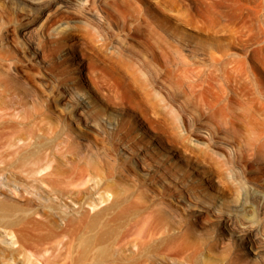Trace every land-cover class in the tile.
<instances>
[{
    "label": "rangeland",
    "instance_id": "obj_1",
    "mask_svg": "<svg viewBox=\"0 0 264 264\" xmlns=\"http://www.w3.org/2000/svg\"><path fill=\"white\" fill-rule=\"evenodd\" d=\"M60 21L68 25L62 33L55 30ZM25 34L38 46L35 53ZM0 60V84L14 93L7 96L47 103L52 125H78L88 135L90 142L75 143V156L86 148L99 166L109 161L112 167L114 153L125 164L121 170L131 159L140 170L138 152L154 169L146 181L151 177L157 185L141 192L143 197L131 174L123 169L127 175L116 176L129 195L107 223L101 239L106 255L98 261L91 255L87 264H112L119 244L154 232L159 214L153 211L162 208L164 197L189 191L200 200L188 208L171 199L168 218L200 230L208 241L205 264H264V250L244 256L242 245L253 247L249 239L230 235L229 220L215 228L211 211L238 207L248 184H261L264 191V0H70L66 6L0 0ZM211 72L214 78L205 79ZM84 83L91 91H81ZM70 95L85 102V110ZM69 172L62 176L68 191L60 205L78 234L105 204L100 195L112 180L79 186L77 174ZM9 190L0 197L20 202ZM243 198L260 213L248 208V216L264 219V200ZM68 218L55 216L62 226ZM259 230L264 233L263 223ZM173 256L166 264H173Z\"/></svg>",
    "mask_w": 264,
    "mask_h": 264
},
{
    "label": "bare ground",
    "instance_id": "obj_2",
    "mask_svg": "<svg viewBox=\"0 0 264 264\" xmlns=\"http://www.w3.org/2000/svg\"><path fill=\"white\" fill-rule=\"evenodd\" d=\"M28 1L34 2V0ZM52 1L60 6H66L70 3V0ZM67 26L66 22L60 21L55 26V30L62 33ZM26 32L29 31L26 30ZM25 35L26 39L31 41L29 46L31 52L35 53L38 46L27 34ZM13 72L16 73L14 70ZM207 74L205 79H208L209 76H212V79L214 78L212 72ZM200 76L202 77V74ZM215 77L217 78V76ZM205 79H202V82ZM212 79L209 81L210 85L214 81ZM206 82L208 83V80L205 81V85H207ZM6 84H0V192H5V188L6 190L9 188L12 193H16L15 195L21 197H19L21 201L17 202L18 199L17 201L12 199L8 201L4 197H0V264H87V259L91 255L97 257V261L101 260L107 253V247L101 245V239L107 231V223L109 220H113L115 210L121 206L129 195V193H125L124 188L119 183H116V176L131 174L133 179L138 180L142 185V188L135 190L136 194L143 197L141 192L144 190L152 192L150 186L157 185V182L152 180L151 177L149 182L146 181V175H151L150 173L154 169L138 152L134 153L139 157L141 171L138 170L136 162L131 159L127 169L123 168L127 173L126 175L125 172L123 173V169H120L122 165L120 158L114 153H112L111 159L113 161L112 167H109V161V163L104 161V164L99 166L96 162L97 157L86 154L88 153L86 148L83 149L86 156L84 154V157L81 155L80 157L78 154L76 157L74 154L78 152H75L77 149L75 143L80 139L90 142L88 135L82 132L78 125L77 127L74 125L66 126L62 130L59 129L62 127H55L56 125L54 126L49 122V117L47 118L48 115H46L48 113H45L44 106L47 103L44 105L43 102V105H39L41 104L39 101V104L34 101L32 104L22 102L23 100L15 102L14 99L17 97H10L11 94H8L10 98L7 96V93L11 91V87L9 88L10 91L7 92L8 87L6 88ZM83 85L84 88L81 91L87 92L90 90L88 83ZM12 91L11 93L14 94ZM72 96L70 95V98L76 102V107L85 110L88 105L80 98ZM46 109L48 108L46 107ZM86 122L96 129L103 130L102 126L96 121L92 122L87 119ZM109 122L114 125L116 121L114 119L113 121L109 120ZM113 128L114 126H112V130ZM123 144L132 156L130 145L128 143ZM68 155L72 156L74 160L69 159ZM63 157L68 159L62 160ZM60 159L66 162L67 171H65V167L62 168L61 165L65 163L61 161L63 164H60ZM118 167L119 169H117ZM64 171H70L69 173L73 174L75 172L77 183L72 178L70 180L79 186L82 183L88 184L90 180L94 187L99 186L100 181L104 183L106 178L112 180V184H107L105 189L103 188L104 192L100 195V201L106 200L105 204L100 209L98 208L99 210L95 211L96 213H93L92 217L90 216V219L85 223V227L78 234L76 233V224H73V218H70V214L67 215L60 205L61 197L68 191L67 186H64L68 183V179L66 180L64 177L66 184L62 179V176L66 174ZM63 172L64 174H62ZM69 173L68 176L73 175ZM96 174L99 176V180ZM107 180L105 182H108ZM260 185L248 184V188L241 192L244 195L239 200L238 207H235L232 211H226L219 207L211 209L213 216L216 217L217 226L215 228L220 226L225 228V225L221 223L229 220L228 231L230 235L238 234L249 239L247 241L253 247L242 245L244 256L249 253L250 249L257 252L264 250V233H259V226L261 223L264 224V219L256 220L248 216V208L256 214L260 213L255 210L256 208L255 211L253 210V207L256 206H253V202L247 203L243 198V196L249 194L262 202L264 191L260 189ZM188 194L189 196L181 193L176 195L170 193V196L164 197L160 202L162 208L159 207V209L153 211L156 218L159 214L154 232L140 235L133 241L128 240L126 244H119L118 251L112 252V264H166L168 255H174L173 264H205L203 252L208 241L200 238L202 237L200 236V230H196L188 224L179 225L176 223L174 215L168 218L170 213L169 201L171 199L186 205L188 208L191 207L192 200H200L192 192L189 191ZM263 208L264 204L262 203L261 210ZM55 216L69 217L68 224L66 226L60 225L55 220ZM158 255H161L164 260L158 262Z\"/></svg>",
    "mask_w": 264,
    "mask_h": 264
}]
</instances>
